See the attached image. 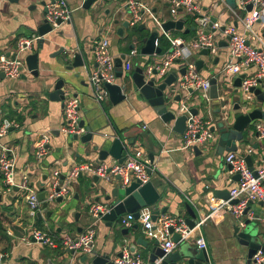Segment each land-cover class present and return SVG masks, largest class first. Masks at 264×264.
I'll return each instance as SVG.
<instances>
[{
    "label": "crops",
    "instance_id": "1",
    "mask_svg": "<svg viewBox=\"0 0 264 264\" xmlns=\"http://www.w3.org/2000/svg\"><path fill=\"white\" fill-rule=\"evenodd\" d=\"M43 1L47 2L48 0H25L20 5L9 3L7 0H0V56L7 55L8 52L13 53L22 37L39 34L38 28L46 19V5L43 4ZM67 1L72 9V20L63 23L57 29L61 32V35L56 34V44L46 51L48 63L39 62V75L32 74L26 64L24 76L16 79L8 77L0 79V104L6 101V106L14 107L19 111V116L13 118L12 121V125L17 126V129L14 131L7 129V132L0 138V143L11 146L16 154L17 181L20 182L24 177H28L30 187L38 193L45 191L46 200L48 196L47 187L52 183L54 170L60 169L62 171L60 181L63 183L66 182V174L73 163L104 161L99 160L98 151L94 149L92 143L83 144L78 139H73V135H67L63 131L66 94H78L76 97L80 100L81 120H85L86 124H92L93 117L96 116L97 123L103 126L104 132H115L130 141L132 152L142 150L149 160L151 154L154 156L150 181L162 193L159 202L153 206L141 208L140 216L135 218L134 223L129 227L122 224V218L130 212L121 214L112 223L103 218L95 223L97 238L94 249L98 253L108 254L113 263L120 264L118 260L123 255L120 256L119 254L128 249L149 262L152 261L151 255L156 247V241L163 249L166 235L159 227L154 228L152 234L148 235L142 220L145 215L151 212L155 213L158 210L159 212L156 214V218L154 216V220L161 214H170L182 216L187 221V218L190 217L187 208L189 203L199 212L200 218L205 217L211 210L208 197L211 195L216 197L214 190L230 191L239 180L235 179V174H231L230 167L226 163V156L229 151L220 152L217 138H214V141H209L204 146H198L202 151L200 154L196 153L194 147L192 149H181L184 133L176 132L173 129L174 123L164 122L148 101L137 92L133 90L128 92L127 98L117 105L110 101L109 96L106 99L109 102L99 103L96 101L90 81V71L96 65L94 50L91 49L100 43L102 33H104L100 23L102 21L101 24L104 27L106 19H101L99 12L97 14L85 12V8L82 7L83 0ZM113 1L117 8L115 19L111 21L116 25L118 35L119 27L123 25L124 21H127L125 7L127 0ZM147 1L151 3L154 12L162 21L165 22L171 19L167 2L162 0ZM196 3L210 14L214 21H218L222 25L232 23L240 32L248 33L243 21L234 13L236 10L242 17L246 15V11L238 5L237 0L235 3L231 0H196ZM109 12L110 10L106 11L107 14ZM183 16L180 15L178 19L183 18L185 28L190 29L186 21L189 16ZM116 20L119 23L116 24ZM142 24L145 25L144 29H139ZM140 25L137 28L141 31L145 30L148 33L147 35L151 33L153 26V30H158L155 29V22L150 17ZM127 28L133 31L136 29V27L130 25L125 27L123 37L118 35V39H110L111 49L115 55L120 57L130 52V46L134 45L140 51L139 59L142 64L141 62L134 63L133 60V69L137 66H143L146 69L161 54L152 56L141 54V47L147 35L140 37L136 33L131 43L126 35ZM170 31L173 35L182 36L187 40L194 37H185L175 29ZM158 32L157 46L160 47L159 37L161 32L159 30ZM263 33L264 29L262 35ZM66 38H73L74 43L76 40H80L81 44H85L88 50V67L69 70L66 65L71 63V60H67L64 54L54 56L61 46L66 45V42L68 43ZM74 43L72 45L76 46ZM136 44H139V47ZM34 50L35 44L30 52H34ZM51 55L52 57H50ZM200 59L204 61V64L200 70L198 68L197 70L204 77H216L219 94H225L224 83L220 77L228 60L227 46H221L218 53L212 58L202 54L191 56V60L195 64ZM123 63L124 59L121 68L118 67V69H123ZM180 69L181 66L176 64L173 65L171 72H179ZM251 71H254V69ZM61 78L71 81L69 87L65 90L64 100L52 101L48 98V93L54 89L56 81ZM180 78L179 75L177 82ZM233 88L239 89V86H235L234 82ZM260 89L264 92V84ZM190 92L188 94L176 93L171 95L173 105L178 107L180 111L183 104L188 105L189 108H196L199 111L196 115L209 120L210 127L215 125L216 114L211 111L214 109L215 103H212V100H206L198 91ZM178 94L182 98L180 102L174 100ZM237 101L242 107H246L242 103V96L240 99H235L231 104L227 102L228 110L231 113L232 106ZM253 101L258 105L253 104L252 108L247 110L260 108L264 113V101L257 99L256 95ZM0 107L2 108V105ZM242 109L244 110V108ZM243 110L234 111L233 114L237 116L245 111ZM2 117H0V129L4 126ZM258 123H264V118L257 119L245 130L244 139L237 142L238 150L235 151L238 154L251 155L255 165L264 156V145H260L257 141L255 126ZM42 134H49L51 137L49 153L42 161H37L35 150L37 141ZM257 145L258 147H256ZM250 148L252 151L249 153ZM122 155L123 157L126 156L127 152L123 151ZM105 161L119 162L118 159L111 156ZM95 176L91 173H83L76 181L70 183V195L63 196L64 199L73 196L75 199L82 201L83 204L80 210L84 211L88 217L85 221H82L83 213L80 210H75V207L72 208L68 205L59 206L60 202H56V199L49 202L46 211H42L41 204L42 216L39 217L38 212H33L28 205V191L19 188L7 190L0 182V221L2 222L0 254L3 255L1 263L63 264V261L67 260L71 264H78L79 259L84 255L82 253L74 254L63 246L51 247L33 239L29 243L21 239L33 228L45 231L57 238H62L68 234L73 236L80 234L92 223L89 214V207L92 203L101 202L113 205L116 200L115 197L107 200V196L112 194L113 188L120 184V180L116 178L113 181H106L99 177L100 179L97 181L94 179ZM219 199L225 198L220 197ZM74 210L78 213L76 218L72 215ZM263 211L262 203L253 202L242 219L257 224L260 233L264 236ZM257 216L258 218H256ZM237 223L238 219L231 212H228L213 219H208L201 226L200 232L206 238L207 250L212 259V264H249V247L242 245L235 235L234 228ZM125 231L128 232L125 233ZM200 232H196L188 239V245L184 242L178 243L172 252L179 250L182 246L198 248L196 239ZM139 239L143 240L139 241ZM172 239L174 240L173 234Z\"/></svg>",
    "mask_w": 264,
    "mask_h": 264
},
{
    "label": "built area",
    "instance_id": "2",
    "mask_svg": "<svg viewBox=\"0 0 264 264\" xmlns=\"http://www.w3.org/2000/svg\"><path fill=\"white\" fill-rule=\"evenodd\" d=\"M168 3L171 19L177 20L180 15L193 17L196 34L190 40L182 36H175L172 32L165 31L163 22L154 12L153 7L147 0H127L125 3L127 11V20L129 25L137 27L148 17L152 18L158 30L171 43L167 52L159 55L145 69L148 76L154 75L159 81H163L171 72L173 65L186 67V73L181 75L174 88L170 90V95L190 91H198L203 97L210 101L211 83L210 78L204 77L197 70L196 64L191 60V56L200 54L204 49L208 51V56L214 57L221 48L220 42L227 41L228 60L225 64L221 79L223 83L229 82L234 85L237 77L242 73L246 76L242 78L239 89L243 96V101L255 99L252 88H262L264 84V0H237L238 5L246 11L242 17L239 13H234L243 21V25L248 32L242 33L234 24L222 25L214 21L210 14L204 11L196 3V0H162ZM252 5L248 11L247 6ZM184 17V16H183ZM183 19V18H182ZM46 20L57 30L60 26L72 20V9L67 0H48L46 2ZM62 20V23H59ZM224 27V28H223ZM41 38L39 34H32L22 37L15 51L18 52L15 58L8 55L0 56V71L6 74V77L16 79L25 75L26 61L22 53L30 52L34 44ZM107 33H102L100 43L94 49L95 66L90 71V81L94 89V97L99 103H103L109 96L106 84L118 83L117 65L115 55L111 49V41ZM140 51L135 46L130 52L125 54L123 63V73L130 72L133 69V57L139 56ZM254 69V71H251ZM228 93V91H226ZM225 93V94H226ZM221 94L219 99L227 100L226 95ZM181 111L188 115L187 126L182 139L181 149H192L194 146H204L214 138V133L210 130V121L193 115L188 105L183 104ZM228 105L221 107L220 116L222 120L229 117ZM65 124L63 131L67 135L82 136L87 133L85 126L80 125L82 118L80 100L70 94H66L64 100ZM257 132V141L264 145V123H258L255 126ZM4 125L0 129V138L7 132ZM50 135L42 134L36 145L35 157L37 161H42L49 153ZM250 148L248 152L250 153ZM124 156L123 162L118 161H101L75 162L66 174V182L61 183L60 176L62 171L56 169L53 171L52 183L47 187L46 200L53 202L59 196H69L71 191L70 183L76 181L83 173H91L103 178L106 181H113L120 176V182L123 187L129 186L132 182L139 181L141 185L150 181L149 169L152 168V162L144 154V151L137 150L132 152L129 145ZM226 163L231 166V174H240V179L235 186L230 189L229 199H219L213 195L208 197L211 210L205 216L197 220L195 226L191 228L184 217L179 215L161 214L154 220V213L145 215L143 220L145 231L148 235L152 234L154 228L159 227L166 235L163 242V249L166 254L172 252L178 243L190 239L196 232H200L201 226L208 220L218 217L224 213L231 212L240 224H244L242 218L244 211L253 202H262L264 209V156L261 157L254 168L247 163L246 155L238 154L235 151L229 152L226 156ZM256 171V174H255ZM0 182L7 190L15 187L28 191L27 202L33 212L41 211L42 201L39 198L38 191L30 187L28 177H24L18 182L16 179V154L11 146L0 143ZM60 188V190H57ZM238 199L236 204L231 200ZM112 205L101 202H94L89 207V214L92 223L87 226L77 236L65 235L57 238L54 235L33 228L29 233L22 237V241L31 242L32 239L51 247L63 246L76 253L89 254L95 248L97 238V229L95 223L100 221L103 216L109 213ZM264 213V211H263ZM264 215V214H263ZM133 213L127 214L122 218L124 226H132L135 220ZM173 228L175 233L180 235V239L175 242L172 239L170 229ZM198 248L207 249V241L200 232L196 239ZM3 255L0 254V260ZM164 257H157L153 261H145L139 254H134L125 249L123 256L118 260L120 264H163ZM249 264H264V249H259L252 256Z\"/></svg>",
    "mask_w": 264,
    "mask_h": 264
},
{
    "label": "water",
    "instance_id": "3",
    "mask_svg": "<svg viewBox=\"0 0 264 264\" xmlns=\"http://www.w3.org/2000/svg\"><path fill=\"white\" fill-rule=\"evenodd\" d=\"M4 1V0H1ZM9 3L20 5L25 0H7ZM98 0H83L82 7L85 9H90ZM233 3L236 0H231ZM43 4L46 5V1H43ZM252 5H248L247 9H251ZM214 20V19H213ZM70 22V21H68ZM59 23H62V20H59ZM115 23H119L118 20ZM129 27V21H124L123 25L118 29V35L124 36V28ZM145 25L142 24L139 26V29H144ZM163 28L165 31L169 30H178L188 33L190 29L185 28L184 19H169L163 22ZM224 28V27H223ZM39 35L41 38L35 44L34 52H25L22 53L23 58L26 61L28 69L34 75H39V62L41 61L44 64L48 63L46 59V51L48 48L56 44V34L61 35L59 31L53 30L50 23L45 19L44 22L38 28ZM264 35V33H263ZM159 36L158 30H153L151 28V33L144 38L143 46L141 47V54L143 55H159L161 54V47L157 46V38ZM68 43L60 47L59 51L55 53L64 54L67 60H71V63L66 65L67 69L74 70L80 69L82 67L89 66L88 50L85 44H81L80 40H76L75 43L72 41L73 38H66ZM75 44L76 46L72 45ZM221 46H227V41H222ZM73 46V47H72ZM134 45H131L132 49ZM72 48V49H70ZM75 48H77L75 50ZM95 47L91 50L93 51ZM73 50V51H72ZM90 51V50H89ZM18 54L17 51L13 53L8 52L7 55L13 58ZM202 55H208L206 49L200 52ZM52 57V55L50 56ZM125 54L116 58L117 67L121 68ZM204 61L202 59L196 61V66L198 70L203 67ZM154 75L151 77L145 73V67L137 66L132 71L123 73V69H118L116 74L119 78L118 83L116 84H106V88L109 92V99L114 104L117 105L120 102L124 101L127 98V93L137 92V94L142 95L148 103L154 108L156 113L161 117L164 122L174 123L173 129L178 133H184L187 126L188 115L186 112L180 111L178 107L173 105L171 100L170 90L173 89L174 84L179 79V75H184L186 73V67H182L179 72L172 71L168 76L163 80L159 81L155 77L156 70L153 71ZM246 76V73H242L235 80V86L241 85V80ZM6 74L3 71H0V79H5ZM123 78L126 79V82L122 83L120 80ZM69 82L64 78L58 79L55 83L54 89L48 93V98L52 101H62L64 100L65 90L69 87ZM211 83V92L210 97L212 103H215L212 113H215V125L210 127V130L214 133V138H217L219 141V150L223 152L224 150L232 152L238 150L237 142L242 141L245 136V130L249 128L257 119H263L264 113L260 108L252 109L250 111L245 110L244 112L235 116L234 111H241L242 105L237 101L232 106V113L230 111L229 117L227 120H222L220 116L221 107L227 104V100L219 99L220 94L218 92L217 78H210ZM252 92L257 96V99L264 101V92L260 88H252ZM126 92V93H125ZM78 94H74L77 96ZM181 96L178 94L175 96L174 100L177 102L181 101ZM0 117L3 118L4 125L8 128L9 131H14L17 129V126L12 125L13 118L19 116L18 110L14 107L6 106L7 102L4 101L0 104ZM209 108V107H208ZM190 112L193 115L198 114V109L190 108ZM24 120V118H23ZM97 117H93V123L86 124L85 120L80 121V125L85 126L87 133L82 136L73 135V139H78L81 143H92L94 149L98 151L99 160H106L109 156L118 159L119 162L124 161L122 155L123 151H127L130 141L124 139L122 135H118L115 132H104L103 126L97 123ZM58 133V132H56ZM214 138L210 140L214 141ZM261 145V144H260ZM258 147V145L256 146ZM194 150L197 154L202 153L201 149L198 146H194ZM150 161L154 162V156L150 155ZM247 163L254 168L251 155L246 156ZM230 169L232 168L229 166ZM149 173L151 169H149ZM256 174V171H255ZM95 180H99V176L94 177ZM120 180V176L117 177ZM235 179H240V174H235ZM18 188V187H15ZM60 190V188H57ZM214 195L218 198H230V191L215 189ZM46 193L41 191L39 193V198L42 201V211H46L49 206V201L45 200ZM112 197H115L116 200L112 205V209L109 213L103 216V219L109 222L115 221L121 214L125 212L134 213L135 217L140 216V209L145 206H153L159 202L162 198V193L155 187L152 181L141 185L139 181L132 182L129 186L123 187L120 184H117L112 190V194L107 196V200H110ZM63 196L56 198V202H61ZM238 199L231 200V203L236 204ZM262 203V202H260ZM190 217L187 218L188 225L193 228L200 218L199 212L194 209L192 205L187 204ZM249 210V207L244 211L246 214ZM158 210L155 211L154 216L158 214ZM38 216H42V212H38ZM258 218V216L256 217ZM235 235L237 236L240 243L244 246L249 247V263L252 256L259 249H264V236L260 233V229L257 224L251 223L250 220L245 221L244 224L239 222L235 225ZM128 231H125L127 233ZM170 232L173 234L174 241L178 243L180 235L175 233L173 228L170 229ZM36 241L35 239H33ZM143 239H139L141 241ZM181 243V242H180ZM179 243V244H180ZM156 247L154 248L151 260H155L157 257H164L163 264H212V259L207 249L194 248L191 246H182L179 250L175 252L167 253L162 249L156 241ZM146 245V243H145ZM74 254V250H71ZM123 255V252L119 254ZM110 255L98 253L95 249L89 254H84L80 259L78 264H115L110 260ZM0 264L1 260H0ZM63 264H71L70 261H63Z\"/></svg>",
    "mask_w": 264,
    "mask_h": 264
},
{
    "label": "rangeland",
    "instance_id": "4",
    "mask_svg": "<svg viewBox=\"0 0 264 264\" xmlns=\"http://www.w3.org/2000/svg\"><path fill=\"white\" fill-rule=\"evenodd\" d=\"M116 8H117V5L116 4H114V1L113 0H98L92 7H91V9L90 10H84L85 12H87V13H94V14H97L98 12H99V15L101 14V16L100 17H102L101 19H106V21L104 22L105 23V26L103 27V25L101 24V23H103L102 21H101V23H100V27L103 29V32L104 33H107L108 34V36L111 38V39H113V38H115V39H118L119 37H118V35H117V33H116V25L114 24V23H112V19H115V15H116ZM124 9H125V7H124ZM107 10H110V12L107 14L106 13V11ZM153 28H154V26H153ZM101 29V30H102ZM155 29H158L156 26H155ZM126 35H127V37L129 38L128 40L132 43L133 42V40H134V36L136 35V32H134L132 29H130V28H127L126 29ZM137 35H138V33H137ZM136 46L137 47H139V44H136ZM194 55H197V54H195L194 53ZM140 57L139 56H135V57H133V60H134V63H140L141 62V60L139 59ZM150 63V62H149ZM141 64H142V62H141ZM144 66H146V65H144ZM121 82L122 83H124V82H126V79L125 78H123L122 80H121ZM224 88L223 89H225V91H228V94L226 95V98H227V102L228 103H233V101H235V99H240V98H242V95L240 94V90L239 89H234L233 88V86L232 85H230L229 84V82H227V83H224ZM179 92L180 93H184L181 89H179ZM106 102H109L108 100L106 101ZM253 102H255V101H252V100H250V101H243L242 103H243V105L244 106H246V107H243L244 108V110H247V109H251L252 108V105L253 104H256V105H258L257 103H253ZM243 110V109H242ZM243 110V111H244ZM132 149V148H131ZM82 201H80L79 199H75L73 196L70 198H65L62 202H60L58 205L59 206H62V207H64V206H66V205H68V206H72V208H74L75 207V210H80L81 209V207H82ZM73 211V213H72V215H73V217H75L76 218V216H77V212L76 211ZM80 212L81 213H83V218H82V221H85V220H87V215L84 213V211H81L80 210ZM242 220H244V219H242ZM186 245H188V243H189V241L187 240V241H185L184 242Z\"/></svg>",
    "mask_w": 264,
    "mask_h": 264
},
{
    "label": "trees",
    "instance_id": "5",
    "mask_svg": "<svg viewBox=\"0 0 264 264\" xmlns=\"http://www.w3.org/2000/svg\"><path fill=\"white\" fill-rule=\"evenodd\" d=\"M186 21H187L188 26L190 28V32H188V33L180 32V31H178V32L181 33L183 36L188 37V38L192 37V36H195L196 27H195V23H194L193 17L189 16V18ZM134 31L136 33H138L140 35V37L145 36V35L148 34V33L145 32V30L141 31L137 27H136V29H134ZM175 32H177V31H175ZM159 42H160V47L162 49L161 54H164L165 52H167L169 50V48L171 46V43L163 34H161V36L159 37ZM1 228H2V222L0 221V229Z\"/></svg>",
    "mask_w": 264,
    "mask_h": 264
}]
</instances>
